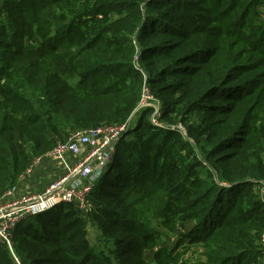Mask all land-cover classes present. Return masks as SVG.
Instances as JSON below:
<instances>
[{"label": "trees", "instance_id": "obj_1", "mask_svg": "<svg viewBox=\"0 0 264 264\" xmlns=\"http://www.w3.org/2000/svg\"><path fill=\"white\" fill-rule=\"evenodd\" d=\"M263 13L264 0L0 6V198L72 131L127 121L145 84L165 125L136 112L89 212L61 202L21 221L20 264H264ZM155 223L179 242L160 244ZM0 264H19L2 242Z\"/></svg>", "mask_w": 264, "mask_h": 264}, {"label": "built area", "instance_id": "obj_2", "mask_svg": "<svg viewBox=\"0 0 264 264\" xmlns=\"http://www.w3.org/2000/svg\"><path fill=\"white\" fill-rule=\"evenodd\" d=\"M141 95L138 106L127 121L77 128L67 140L59 141L52 151L46 153L45 155L60 160L66 166L67 173L50 182L41 193L17 194L16 183L0 198V242L9 247L19 264L11 240L14 228L27 217L54 209L61 202L75 203L83 211L89 212L92 209L89 196L95 180L112 163L118 142L135 124L137 111L150 107L151 122L157 127H165L161 121V101L152 93L148 84L144 85ZM180 128L182 125L178 129ZM67 154H73L77 163L70 164ZM43 156L36 157L27 170L38 164ZM261 245L264 250V236Z\"/></svg>", "mask_w": 264, "mask_h": 264}, {"label": "crops", "instance_id": "obj_3", "mask_svg": "<svg viewBox=\"0 0 264 264\" xmlns=\"http://www.w3.org/2000/svg\"><path fill=\"white\" fill-rule=\"evenodd\" d=\"M70 164H76L77 158L73 154H67ZM67 173L66 166L49 155H44L40 162L27 170L17 180V194L41 193L53 180Z\"/></svg>", "mask_w": 264, "mask_h": 264}, {"label": "rangeland", "instance_id": "obj_4", "mask_svg": "<svg viewBox=\"0 0 264 264\" xmlns=\"http://www.w3.org/2000/svg\"><path fill=\"white\" fill-rule=\"evenodd\" d=\"M6 0H0V6L4 5ZM11 2H13V0H10ZM262 15V18L264 19V13L261 14ZM113 17H117V13H113L112 14ZM6 18V16H3V14L0 16V18ZM181 124L178 123L175 127H180ZM183 130L184 133H186V129L185 127L182 126V128H180ZM131 135H127L126 136V139H130ZM89 222V238L91 239V241L94 243V244H98L99 246L102 244V237H101V230L99 228V224L93 220L90 219V221L88 220ZM156 224V223H155ZM159 231H160V244L162 245H171V246H174L176 245L178 242H179V236H178V233L179 232H175V233H170L169 231L167 232L166 228H164L163 226L159 225V223L156 224ZM164 229V230H163ZM105 247H108L109 244L106 243V241L103 243ZM179 250L181 252H185L187 255H191L192 257L194 258H197V259H202L204 257V251L203 249H201L200 246H190L188 247V249L184 250V248L182 246H180ZM145 258L151 262V260L153 261V254H152V251H146L145 253ZM199 257V258H198Z\"/></svg>", "mask_w": 264, "mask_h": 264}]
</instances>
